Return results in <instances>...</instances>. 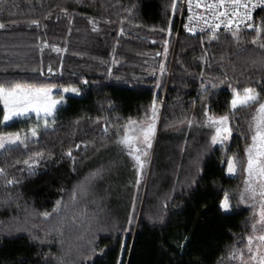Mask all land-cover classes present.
I'll use <instances>...</instances> for the list:
<instances>
[{"label":"trees","instance_id":"1","mask_svg":"<svg viewBox=\"0 0 264 264\" xmlns=\"http://www.w3.org/2000/svg\"><path fill=\"white\" fill-rule=\"evenodd\" d=\"M179 2L175 11L173 0H6L0 6V83L79 89L78 96H64L55 125L42 128L27 149L0 152V264H242L229 257L237 250L245 255L244 238L253 235L254 205L239 198L253 109L235 112L223 144L211 145L210 129L200 125L205 104L211 114L229 112V85L256 88L264 99L258 46L264 35L251 43L255 26L264 24V7L253 29L240 30L239 42L230 32L215 40L180 32L175 40ZM153 100L163 111L146 185V165L138 175L115 142V127L143 118ZM192 118L191 127L180 123ZM35 123L30 116L0 124V131ZM38 151L44 156L29 175L17 161ZM234 154L240 168L227 176ZM8 179L18 183L6 186ZM225 192L227 213L219 207Z\"/></svg>","mask_w":264,"mask_h":264},{"label":"snow or ice","instance_id":"2","mask_svg":"<svg viewBox=\"0 0 264 264\" xmlns=\"http://www.w3.org/2000/svg\"><path fill=\"white\" fill-rule=\"evenodd\" d=\"M179 0H173V11L177 8ZM188 8V20L191 23L194 19L203 21L207 25L208 30L212 33L210 39H218V31L223 28L232 34V38L239 42V32L241 25L248 29H253L254 24L253 12L255 9L264 7V0H195V8L202 9L196 16L193 15V0H186ZM6 0H0V6H4ZM211 18V19H209ZM31 24L39 27V22L36 20L30 21ZM4 24L0 23V28ZM184 28L190 33L195 34V29L190 24H185ZM95 30V29H94ZM203 31V29H202ZM256 36L251 40L253 45H257L258 41L264 35V24L255 26ZM264 49V43L258 45ZM59 52L60 49H54ZM167 52V41H165V53ZM48 71L51 73L52 69ZM164 71L161 65V72ZM87 83V81H84ZM223 83V81H221ZM202 92H207V86L202 84ZM216 84H212V88H216ZM231 100L229 102V112L224 115L211 114L207 105L204 106V122L202 125L210 129V144H223L229 140L232 135L231 121L235 112L242 108L253 109L251 119L248 123L250 142L245 147L246 161L243 166L244 181L243 189L240 193V202L245 203L247 200L258 201V209L254 213L257 217L252 224L253 235L247 236L245 247L247 248L249 259L255 264H264V252L260 249L264 247V232L260 235H255L257 226L264 228V99L261 98V93L253 87H244L238 89L231 87ZM56 85H35L29 83L15 82L11 84L0 83V105L3 106V115L0 118V124H7L9 121L30 118L35 114L36 123L28 127L26 130L16 132L0 131V151H11L15 147H23L27 149L31 141H37L40 130L51 128L56 123V114L58 106L65 102L63 95L59 97L53 95V89ZM64 93H75L79 95V89L75 87H65L62 89ZM158 120V106L155 100L146 111L143 118L128 120L115 127L116 143L122 146L127 151V154L135 161L137 173L146 165V160L142 157L149 155L148 149L152 147V140L156 134V124ZM98 122V121H97ZM180 123H187L191 127L194 123V118L182 120ZM105 134H108V128H104ZM77 148L79 145L76 146ZM66 155L74 160L72 152L69 150ZM44 156L43 152H34L27 159L17 161L26 166V171L29 175L34 174L35 167L40 159ZM240 168V162L234 154L227 158V173L236 175ZM5 175V170L0 168V176ZM18 183L13 179L6 181V186ZM139 183V180H137ZM71 199L75 201L76 190L71 194ZM230 195L225 192L220 200L219 207L222 211L228 212L231 210ZM62 201H56V206L53 208L54 213L60 211ZM46 219L51 213L45 212L42 214ZM131 218L129 223L131 224ZM256 245V251H253V245ZM242 259V252L237 250L233 252L229 259ZM117 264H120L118 261Z\"/></svg>","mask_w":264,"mask_h":264},{"label":"rangeland","instance_id":"3","mask_svg":"<svg viewBox=\"0 0 264 264\" xmlns=\"http://www.w3.org/2000/svg\"><path fill=\"white\" fill-rule=\"evenodd\" d=\"M175 40H177V39H175ZM63 88H65V87H56V88H54L53 89V95L54 96H57V97H59L60 95H63V96H65V95H74V96H78V95H76L75 93H71V92H69V93H64V92H62V89ZM159 107H158V120H157V124H156V134H155V136H154V138H153V140H152V147L150 148V149H148V152H149V155L147 156V157H142V159H144V160H146V171H147V180H146V185H147V181H148V175H150V173H149V170H150V166H151V160H152V155H153V150L155 149V146H156V139H157V132H158V126H159V124H160V120H161V117H162V111H163V106H162V104H159L158 105ZM31 116H33V117H35V114H32ZM13 121H15V120H13ZM13 121H9L8 122V124H10V123H12ZM230 139V138H229ZM228 141V140H227ZM227 141H225V142H227ZM224 142V143H225ZM1 152V151H0ZM132 158V157H131ZM246 158V157H245ZM133 160V159H132ZM134 161V160H133ZM135 162V161H134ZM226 169H227V162H226V166H225V173H226V175L227 176H233V175H229L228 173H227V171H226ZM149 173V174H148ZM243 181H244V176H243V180H242V182H241V184H240V187H239V197H240V193H241V191H242V189H243V187H244V185H243ZM145 188H146V186H145ZM143 203V202H142ZM243 205H246V206H250V205H254V207H252V209H253V218H254V221H256V219H257V217L254 215V213L257 211V209H258V201H256V202H254V201H251V200H247V198H246V202L245 203H242ZM224 212V211H223ZM229 212V211H228ZM224 213H227V212H224ZM261 232H264V228H261L259 225L257 226V231H256V233H255V235H260L261 234ZM253 251H256V245L254 244L253 245ZM260 251L261 252H264V247H262L261 249H260ZM249 253L247 252L245 255H242V259H240V261H241V263L242 264H255V262L254 261H252V260H250L249 259Z\"/></svg>","mask_w":264,"mask_h":264},{"label":"built area","instance_id":"4","mask_svg":"<svg viewBox=\"0 0 264 264\" xmlns=\"http://www.w3.org/2000/svg\"><path fill=\"white\" fill-rule=\"evenodd\" d=\"M261 9L257 8L254 10L253 12V20L251 21L253 24H255V14L256 12ZM193 15L194 17L196 16V14L198 12H201L202 9H196L195 8V0H193ZM188 8H187V2L186 0H180L179 2V8H178V15H177V24H178V29H177V33H176V39L178 38V35L180 32H183L185 34L191 35V36H197V35H202V34H208V35H212V33L208 30L207 25H205L203 23V21H198L196 19H194L191 23L188 20ZM211 19V18H209ZM185 24H190L191 27H193L195 29V34L190 33L189 31H187L184 28ZM242 28H246L245 26L241 25V29ZM203 29V31H202ZM218 33H228V31H225L223 28H221Z\"/></svg>","mask_w":264,"mask_h":264},{"label":"crops","instance_id":"5","mask_svg":"<svg viewBox=\"0 0 264 264\" xmlns=\"http://www.w3.org/2000/svg\"><path fill=\"white\" fill-rule=\"evenodd\" d=\"M8 124V123H7ZM7 124H3V125H7Z\"/></svg>","mask_w":264,"mask_h":264},{"label":"bare ground","instance_id":"6","mask_svg":"<svg viewBox=\"0 0 264 264\" xmlns=\"http://www.w3.org/2000/svg\"><path fill=\"white\" fill-rule=\"evenodd\" d=\"M163 104V103H162ZM153 153H154V150H153Z\"/></svg>","mask_w":264,"mask_h":264}]
</instances>
